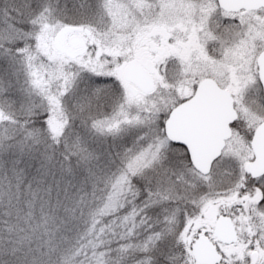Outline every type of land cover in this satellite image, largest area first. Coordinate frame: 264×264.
<instances>
[{
	"label": "snow or ice",
	"instance_id": "obj_1",
	"mask_svg": "<svg viewBox=\"0 0 264 264\" xmlns=\"http://www.w3.org/2000/svg\"><path fill=\"white\" fill-rule=\"evenodd\" d=\"M0 264H264V0H0Z\"/></svg>",
	"mask_w": 264,
	"mask_h": 264
}]
</instances>
